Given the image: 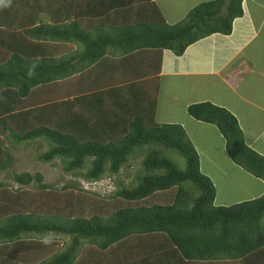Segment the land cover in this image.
<instances>
[{
	"label": "trees",
	"instance_id": "1",
	"mask_svg": "<svg viewBox=\"0 0 264 264\" xmlns=\"http://www.w3.org/2000/svg\"><path fill=\"white\" fill-rule=\"evenodd\" d=\"M21 1L35 7L26 24L40 14L53 23L25 29L14 9L19 0H0V173L13 165L5 144L31 143L38 162H59L88 190L74 180L54 187L38 173L0 181V264H264V194L216 205L219 188L232 183L210 180L207 172L208 155L223 145L220 167L264 182V156L245 143L229 111L208 102L186 107L187 116L215 127L224 141L209 144L201 161L203 148L183 127L154 122L157 101L148 100L149 121L141 100L118 102L122 90L70 100L61 89L80 86L83 75L73 74L94 71L109 48L127 59L155 51L157 74L162 51L180 57L201 39L230 35L243 0L202 2L174 24L152 0ZM94 1L101 6L93 8ZM53 43L82 51L52 58ZM169 152L182 158L184 170ZM136 158L133 185L124 184L118 176ZM235 190L233 196L244 193ZM56 237L67 242L57 248Z\"/></svg>",
	"mask_w": 264,
	"mask_h": 264
},
{
	"label": "crops",
	"instance_id": "2",
	"mask_svg": "<svg viewBox=\"0 0 264 264\" xmlns=\"http://www.w3.org/2000/svg\"><path fill=\"white\" fill-rule=\"evenodd\" d=\"M176 1L181 7L179 12L176 10L178 7ZM176 1L175 4L172 2L168 4L166 0H152L161 10L167 24L179 22L190 9L208 0ZM30 4L32 5L31 1L28 4L19 0L14 8L24 20L23 28H34L41 22L53 23L49 14H43L47 17L46 22L37 17L26 24L25 19L27 17L30 19L35 12V7H30ZM93 4V8L96 9L101 6L98 1H94ZM75 5L78 7L77 1ZM165 5H168V8H165ZM242 10V16L233 21L230 35L214 34L201 39L188 46L180 57L162 51L157 74L153 67L156 59L154 57L157 54L155 51L145 50L139 56L127 59L126 55L122 56L118 53L119 48H109L103 61L95 65L94 71L92 69L89 72L85 70L73 74L83 75L80 86L64 85L61 89L66 93L69 92L67 95L70 100L76 98L81 100L89 93L95 94L96 91H104L107 88L122 90L124 94L118 95V102L136 98L138 103L141 100L145 106L142 117L149 121L148 109L151 107L147 104H151L148 100L157 101L154 122L159 125L166 123L180 125L191 143L201 148L208 147L214 142H224L215 127L193 120L186 114L188 105L208 102L224 108L237 119L245 143L250 148L258 146L264 150V40L261 37L264 31V0L250 2L243 0ZM167 11L171 12L173 17H167ZM60 16H63V12ZM48 50L52 58L67 60L70 56L81 52L82 47L78 44L53 43L48 46ZM116 61L119 64L116 65ZM169 102L175 103L172 105L173 108L169 106ZM162 103L166 106H162ZM176 105L179 107L175 110ZM244 129L250 133L249 140ZM209 137L213 138L212 142H208ZM224 152L222 145L217 154L222 157L225 155ZM213 153L216 152L208 155L211 170L207 172L213 178L217 175L218 181L222 182L224 175H229L235 168L229 164L220 167L216 162L217 159H210ZM259 154L264 156V151H260ZM247 176L255 179L248 174ZM255 180L260 185V195H263L264 182ZM227 185L230 186L228 189L232 191L231 195L234 194L235 189L239 192L246 191L239 184ZM239 201H234L232 204Z\"/></svg>",
	"mask_w": 264,
	"mask_h": 264
},
{
	"label": "rangeland",
	"instance_id": "3",
	"mask_svg": "<svg viewBox=\"0 0 264 264\" xmlns=\"http://www.w3.org/2000/svg\"><path fill=\"white\" fill-rule=\"evenodd\" d=\"M176 0H166V3L170 4H175ZM251 0H249L250 2ZM177 2V1H176ZM178 7L176 10L179 12L181 10L180 4L177 2ZM165 8H168V5H165ZM180 8V9H179ZM167 17H173L171 12L167 11L166 12ZM40 19L44 20L45 22L47 21V17L44 16L43 14H40ZM174 19V18H173ZM261 37L264 40V31L261 33ZM247 135V139H250V133L248 130L244 129ZM210 140L208 142H212L213 138L209 137ZM5 144V143H4ZM6 145V149L9 151L11 158L13 160V165L12 168L9 170H6L5 172L0 173V181L4 180L7 183H11L12 180V175L18 174V173H29V174H35L38 173L41 175L43 178L44 183L50 184L54 187H60L62 186L65 182L69 180H74L76 185L80 186V182L84 181L80 178L76 177H71L69 174H66L62 172L60 165L58 164L59 162H52L49 164H43L40 163L36 160V155L38 154L36 151H34L33 147L31 146V143H22L21 145H13V147L16 149H11L8 144ZM43 151L45 150L42 149ZM209 150L208 147L203 148L200 152V158L201 161H204V151ZM253 150L256 151L258 154L260 151H264L258 146H253ZM216 152V151H215ZM207 154V153H206ZM217 153H213L210 155V159H218L216 155ZM171 161H173L177 167L181 170H184V161L182 160L181 157H179L177 154L173 152H169L166 154ZM167 157V158H168ZM54 163V165H52ZM140 159H131L130 164L131 167L128 169H122L121 173L119 174V179L124 183V184H131L133 185V176L137 171L140 169L139 166ZM208 175V174H207ZM210 180H213V176L210 174ZM216 181L217 175L214 178ZM224 183L225 181L229 183H234V184H239L241 188H244L246 191L242 195H231L232 191L230 189H227L223 191V188H219V195L217 193V196L215 198V204L219 205H228L231 204L234 201H239V200H248V199H253L256 197L260 196V185L257 180L255 179H250L247 174L244 173L243 170H240L238 168H235L233 172H230L229 175H224ZM234 198V199H233ZM56 241H59L57 248L62 246L64 242H67L66 238L62 237H56Z\"/></svg>",
	"mask_w": 264,
	"mask_h": 264
},
{
	"label": "clouds",
	"instance_id": "4",
	"mask_svg": "<svg viewBox=\"0 0 264 264\" xmlns=\"http://www.w3.org/2000/svg\"><path fill=\"white\" fill-rule=\"evenodd\" d=\"M80 186H81L83 189L88 190V186H87V184L85 183V181L80 182ZM104 192H108V191H107V190H104Z\"/></svg>",
	"mask_w": 264,
	"mask_h": 264
}]
</instances>
